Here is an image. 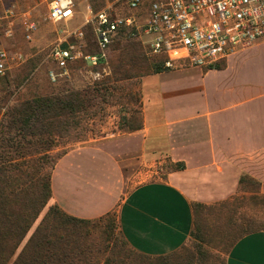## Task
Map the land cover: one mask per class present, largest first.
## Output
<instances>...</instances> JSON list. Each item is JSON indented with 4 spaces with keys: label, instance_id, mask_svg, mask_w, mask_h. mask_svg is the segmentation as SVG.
I'll return each instance as SVG.
<instances>
[{
    "label": "crops",
    "instance_id": "1",
    "mask_svg": "<svg viewBox=\"0 0 264 264\" xmlns=\"http://www.w3.org/2000/svg\"><path fill=\"white\" fill-rule=\"evenodd\" d=\"M153 1L143 0L140 10L147 2L149 7L137 15L141 25L147 23ZM4 19L0 15V26ZM5 46L0 37V48ZM224 65L221 70L184 67L145 77L141 127L118 128L66 153L53 172L52 202L85 220L118 207L129 246L154 258L188 244L194 203L236 196L246 176L260 181L264 193V39ZM163 154L184 169L132 186V179L143 176L150 163L159 164ZM83 166L97 174L80 175ZM226 264H264V230L238 240Z\"/></svg>",
    "mask_w": 264,
    "mask_h": 264
},
{
    "label": "trees",
    "instance_id": "2",
    "mask_svg": "<svg viewBox=\"0 0 264 264\" xmlns=\"http://www.w3.org/2000/svg\"><path fill=\"white\" fill-rule=\"evenodd\" d=\"M86 26L85 33L90 27L94 32L92 24ZM92 47L96 51L89 54H97L95 34ZM224 68L223 62L208 70ZM89 70L86 62L75 61L71 65L72 82H68L71 88L20 101L0 120V264H171L172 259L174 264H207L209 253L205 247L211 240L235 236L229 254L238 240L262 231L243 233L236 210L237 197L213 205L194 203L191 246L168 256L153 258L133 250L118 221L123 243L131 258L136 259L125 260L117 251L110 250L104 238L107 221L115 215L118 219L117 213L112 211L98 219L85 220L66 214L56 204L51 207L53 172L66 154L57 152L58 143L81 128L83 116L95 106V95L103 97L107 92V79L93 81ZM168 71L162 61L154 58L149 75ZM123 123V130L135 131L142 122L124 119ZM182 169L183 164L171 165L172 171ZM247 179L256 181L246 176L241 186ZM52 216L54 219L50 221ZM226 261L217 260L216 264Z\"/></svg>",
    "mask_w": 264,
    "mask_h": 264
},
{
    "label": "rangeland",
    "instance_id": "3",
    "mask_svg": "<svg viewBox=\"0 0 264 264\" xmlns=\"http://www.w3.org/2000/svg\"><path fill=\"white\" fill-rule=\"evenodd\" d=\"M74 2L76 5L75 18L66 23H53L48 19V2L0 0L1 16H6L4 11L16 7L15 17L4 20L5 24L0 26V37L6 44L3 49H6L13 57L20 55L23 57L22 62L13 61L7 75L0 79L1 119L6 118L9 111L20 101L71 88L70 84L66 82L54 85L48 78V70L54 66L50 54L59 41L65 40L70 33L79 28L84 30L87 27L85 26L87 19L93 18L98 11L109 9L114 15L120 16L131 13L123 0H74ZM88 6L92 7V12L88 10ZM96 7H98L97 11H95ZM148 7L149 2L137 15L147 13ZM28 13L36 21L38 27L30 41L26 39L22 25L23 16ZM85 34L87 48L85 53L89 54L96 51V48L93 49L92 47L95 31L93 32L90 27ZM67 39L74 41L73 37ZM152 64L153 58L148 53L146 36L130 38L127 32L121 31L109 49V75L105 77L107 79L105 86L107 92L103 97L95 95L97 97L94 101L95 106L83 116L81 128L75 130L71 137L59 142L57 152L68 153L88 145L94 140H102L112 133H116L118 128L123 130L124 119H136L142 122L141 86L143 79L149 76ZM159 161V164L150 163L143 176L138 175L133 178L132 186L141 182L167 178L168 173L172 171V162L166 154H163ZM75 165L74 171L77 170ZM87 172L97 174V171L94 173L86 166L78 168L80 175ZM95 177L99 179L97 175ZM256 181L244 180L238 194L234 196L237 197L236 210L240 214V226L244 230L243 233L264 230V193L262 187L259 186L258 182L260 181ZM213 204L216 203L206 205ZM54 205V202L51 201L50 206L53 207ZM48 210L49 208L44 211L41 219L46 216ZM113 212L119 215V208L117 207ZM53 219L52 216L50 221ZM118 221L116 215L107 221L105 243L110 245V250L114 249L125 260H136L135 257L131 258L129 248L123 243L117 226ZM234 238L235 236H231L229 239L215 238L211 240L205 247L210 259H206L205 262L209 261L207 264H216L217 260L226 261ZM187 245L190 247L191 241ZM174 262L172 259L171 264Z\"/></svg>",
    "mask_w": 264,
    "mask_h": 264
},
{
    "label": "built area",
    "instance_id": "4",
    "mask_svg": "<svg viewBox=\"0 0 264 264\" xmlns=\"http://www.w3.org/2000/svg\"><path fill=\"white\" fill-rule=\"evenodd\" d=\"M48 2V19L66 23L76 16L74 0H37ZM129 15H114L109 9L100 11L86 25L94 26L99 52L85 53V32L79 28L59 41L50 54L48 78L54 85L72 82L71 65L82 60L90 67L93 81L109 75V49L121 31L133 37L148 36V53L169 70L192 67L208 70L264 39V0H155L150 5L149 19L141 25L137 12L143 0H123ZM92 12V7L88 6ZM4 20L14 18L16 7L5 12ZM12 23V22H11ZM27 40H32L37 23L30 13L23 16ZM73 37L74 41L67 38ZM6 49L0 48V79L13 61ZM98 69V70H95Z\"/></svg>",
    "mask_w": 264,
    "mask_h": 264
}]
</instances>
